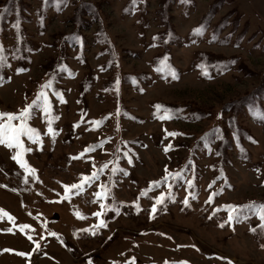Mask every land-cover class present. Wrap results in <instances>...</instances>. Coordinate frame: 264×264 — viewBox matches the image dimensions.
<instances>
[{"label": "rangeland", "instance_id": "1", "mask_svg": "<svg viewBox=\"0 0 264 264\" xmlns=\"http://www.w3.org/2000/svg\"><path fill=\"white\" fill-rule=\"evenodd\" d=\"M128 1L0 20V264H264V104L230 116L264 88V0Z\"/></svg>", "mask_w": 264, "mask_h": 264}, {"label": "trees", "instance_id": "2", "mask_svg": "<svg viewBox=\"0 0 264 264\" xmlns=\"http://www.w3.org/2000/svg\"><path fill=\"white\" fill-rule=\"evenodd\" d=\"M22 1L17 0L16 1L17 3L15 6L11 2H7V3L5 2L4 6H1L2 12L0 13L1 14L0 20L2 22V25H5L8 22L9 25L16 27V22H17L16 17L19 15V11L20 10L22 11L23 9H25L24 11H26V8H27L26 5H23L21 3ZM47 1L48 0H44V2H47ZM49 1L50 2H48L49 4H47V5H52L53 7L58 8L61 2L67 1V0H49ZM140 1H143V0H129L128 1L129 3L125 7L128 8L129 6L134 4V5L138 6L137 12L139 10L144 11L145 6L140 4L139 3ZM2 7L5 9L4 13H3ZM85 7H86V5L83 3L78 4V15L76 16V18H74V19H76V22L78 25L77 29H80L83 24H86V19H87L86 16L87 15H85V13H86ZM215 7H216V4H213L211 6V8L209 9L208 14L201 18V20L198 22V25L196 27L191 28V30H190L191 34H194V35L199 34L200 35L201 32L206 30V26H204L203 30L201 29V24H202V22L203 23L207 22V24H208V22L210 23V20L213 19L212 15H213V12H215L214 11ZM218 7H220V5ZM89 14H92V12L90 11ZM163 20L167 23L166 17H163ZM167 32H165L163 34V37L165 40L169 38L168 33H171V32H168V33ZM161 36H162V33H161ZM83 40H84V36L81 33H79L78 31L73 32L69 36V38L67 37V39H66V41L68 43L72 42L76 45H78V44L82 45ZM198 55L200 57V60H199V68L200 69L205 70V71L209 70L211 72L218 70L221 72L220 75L227 73L234 65H237V63H238V60L236 57L223 58L221 56H214L212 54H205V53H198ZM169 59H170V55H169V48H168L165 53L155 57V63H157L158 65L163 66L165 68L168 67L169 71H171L172 68H171V62ZM240 69L244 70L241 68V66H240ZM166 70H168V69L166 68ZM262 87H263V85H260L255 90H253L246 98H241L238 101L231 103L232 105H235V106L237 104H239L235 108V110H232V112H231V115H230L231 121L235 122V120H232V118L237 117V115L240 116V114L246 109L255 108V109L260 110L261 107H263V104H264V88H262ZM232 107H234V106H232ZM176 112L180 113V111H176ZM206 115H207V113L201 112L200 113L201 119H198V118L197 119L194 118V119H195V121L204 120V118H207V117H204ZM216 143L218 145L221 143H224V146L222 147V152L218 155L219 158L222 159L221 156L225 155L224 150H226V153H227L228 143H229L228 137L224 134L223 139H221L219 142H216ZM241 145H242V143H241ZM250 205L255 208V212L257 213V215H259V217L264 218V205H260L259 203H252ZM245 206H249V205H245ZM245 206L237 208L235 210L233 216H238V215L240 216L242 213L246 212ZM252 225H253L252 231L256 234L257 239L259 237H262L264 235V225L263 224H252Z\"/></svg>", "mask_w": 264, "mask_h": 264}, {"label": "crops", "instance_id": "3", "mask_svg": "<svg viewBox=\"0 0 264 264\" xmlns=\"http://www.w3.org/2000/svg\"><path fill=\"white\" fill-rule=\"evenodd\" d=\"M261 109H263V107H261Z\"/></svg>", "mask_w": 264, "mask_h": 264}]
</instances>
